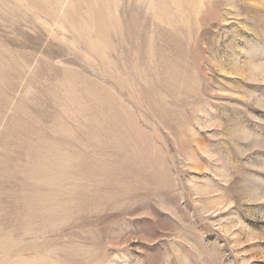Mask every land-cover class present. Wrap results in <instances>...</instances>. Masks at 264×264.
<instances>
[{"label": "rangeland", "instance_id": "1", "mask_svg": "<svg viewBox=\"0 0 264 264\" xmlns=\"http://www.w3.org/2000/svg\"><path fill=\"white\" fill-rule=\"evenodd\" d=\"M0 264H264V0H0Z\"/></svg>", "mask_w": 264, "mask_h": 264}]
</instances>
